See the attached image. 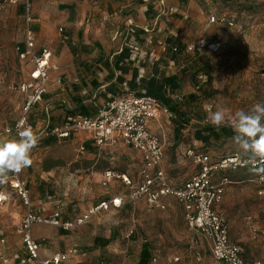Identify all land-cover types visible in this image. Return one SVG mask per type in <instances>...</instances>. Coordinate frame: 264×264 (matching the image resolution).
<instances>
[{
	"label": "rangeland",
	"instance_id": "rangeland-1",
	"mask_svg": "<svg viewBox=\"0 0 264 264\" xmlns=\"http://www.w3.org/2000/svg\"><path fill=\"white\" fill-rule=\"evenodd\" d=\"M24 1L19 0L18 4L12 5L0 0V79L5 80V85L0 84V122L4 124L15 122L21 113L23 96L12 91L11 86L25 81L30 68L29 64L20 61L16 51L17 45L24 40V11L21 14L18 10V7H23ZM73 1L32 0V10L35 15L37 10H61L62 4ZM198 2L205 11L201 18L185 19L179 12L177 15L166 14L160 18V27L156 30L149 27L153 33L150 43L157 44L153 50L158 56L166 55L167 51L161 50L155 37L168 43L165 37L172 36L175 43L185 47L174 56L168 52L165 61H172L170 68H167L169 74H178L182 78V90L171 96L178 102L186 118H176L170 111V115H164L152 123V131L162 139L164 167L174 184L182 183L195 169L193 161L184 153L189 147L209 153L213 160L242 153L232 139L212 138L208 143L196 139L197 131L210 124L207 119L210 111L224 109L227 117L231 118L238 110H248L257 102L264 103V0H219L218 5L212 0ZM212 6L213 9L210 8ZM222 13L233 16V27L211 22L212 15ZM168 29L177 35L169 34ZM190 46L193 50L188 49ZM138 52L141 57V50ZM165 64L160 65L164 68ZM191 94L197 95V98L192 99ZM120 146L119 153L106 154L98 164L107 163L108 168L117 174L128 175L136 184L141 179L142 154L125 144ZM57 153L66 162L75 160L79 154L78 145L57 144L47 152L49 155ZM71 172V166L67 163L62 169L60 182L64 202L68 205L91 202L92 198L87 197L85 189L81 191L84 176L79 173L71 176ZM223 176L224 173H219L214 179L220 181ZM127 191L126 187L119 185L112 187L110 192ZM80 193H83L81 197ZM17 204L20 206L22 202L19 200ZM129 204L125 209L98 213L86 225V232L110 236L114 234L113 228H116L117 239L114 243L121 249H134L133 253L136 248L151 242L153 246L155 244V254L160 256L162 264H169L174 258L180 259L178 264H211L210 252L198 234L186 225L183 212L175 204L163 212L150 210L141 202ZM12 205L9 211L0 208V224H5L4 214L13 220L17 218L12 211L19 209H12ZM231 205L238 209V214L232 217V224L238 236L244 235L246 257L264 264V200L258 197L253 184L238 178L226 186L220 208L225 216L223 210H231ZM62 209L69 218L83 212L78 205L74 206L73 211L64 206ZM247 218L249 223H255L253 228ZM132 228L135 234L128 238L127 234ZM84 243L92 244V240L84 239Z\"/></svg>",
	"mask_w": 264,
	"mask_h": 264
},
{
	"label": "crops",
	"instance_id": "crops-1",
	"mask_svg": "<svg viewBox=\"0 0 264 264\" xmlns=\"http://www.w3.org/2000/svg\"><path fill=\"white\" fill-rule=\"evenodd\" d=\"M198 1L202 2L203 0H74L71 4H62L61 10H37L36 15L32 10L34 18L32 28L37 50L43 47L49 48L52 51V65L58 68L50 71L47 93L30 115L29 122L35 133L40 134L45 126L52 128L62 123L70 115L94 116L97 114L98 108L112 98L129 94L138 95L140 92L146 94L141 85L142 79L148 80L155 77V74H158L157 76L170 75L167 68H170L172 61H165L167 56L159 54L156 59H153L151 55H148L154 52L153 49H156L157 44L150 43L149 37H153V33L151 30V33L147 34L146 30H149V27L156 30L161 16L166 14L177 15L179 12L185 19L189 17L201 18L205 11L204 6H200ZM212 1H215L217 5L219 3V0ZM206 7L209 8L208 5ZM226 15L235 22L233 16ZM217 24L224 25L219 22ZM171 33L173 34V31L169 30V34ZM167 37H165V41L168 39V43L162 41L164 48L161 50L165 51L168 45L169 52L172 47L170 44L172 36ZM157 39V37L154 38L156 43H160L161 41ZM140 50L141 57L138 55ZM170 53L172 52L170 51ZM163 56H165L161 60L163 62L158 61ZM23 63L30 66L28 78L25 81L31 82L30 71L34 66L32 63ZM161 63H166V66L162 68ZM60 78L61 82H59ZM11 90L21 94L24 100V95L21 92L13 90L12 87ZM15 122L11 124L0 122V139L9 138L7 134L3 133V128L15 124ZM15 137L14 134L11 136V138ZM62 143L78 145L79 154L75 160L70 159L69 162H66L60 153L47 154L54 146ZM120 145H124V143L119 142L114 147H97L93 140V134L89 131L74 133L67 139L56 136L40 137L38 144L31 152L32 165L18 173L27 183L32 209L47 216L59 210L62 212V218L69 220L84 214L104 200H110L124 193L110 192L112 187L126 186L117 178L110 179L108 185L105 186V173L109 170L117 173L108 168L105 162L98 164L99 159L106 154L109 156L119 153ZM82 146L85 147V150H81ZM67 163L71 166V176L77 173L84 176L81 182V191L85 189L87 197L91 196L92 198L91 202H75L71 205L64 202L60 182L62 169ZM194 166L192 174L199 169L197 165L194 164ZM13 176L14 173H9L6 183L0 184V194L14 192L10 187ZM186 180L180 184H174L170 179L174 185H182ZM82 194L80 193V197ZM19 200L22 202L20 206L17 204ZM137 202L147 206L144 200ZM164 202L166 209L155 210V212L166 211L175 204L180 212H183L185 219L184 208L176 198L166 197ZM222 203L216 207L220 212H222L220 209ZM11 205L12 209H19L12 211V215L17 218L13 220L4 214L3 223L5 224H0V231L3 232L7 242L0 243V249L9 255L22 254L24 252L23 244L16 229L27 208L17 194L1 204L0 208L9 211ZM77 205L83 212L72 218H69L62 209L64 206L73 211L75 210L74 206L77 207ZM128 205L131 204L126 202L122 208L111 207L110 210L125 209ZM230 209L223 210L230 226V240L243 248L244 235L238 236L232 224V217L234 218V215L238 214V209H235L234 205H231ZM165 216H167L166 213ZM247 222L253 228L255 223H249V218H247ZM6 224L11 226H5ZM186 225L188 226L187 222ZM86 228L88 226L85 225L73 231H66L50 225H37L34 228V235L42 245L44 256L55 252L70 253L74 248H79L80 253L72 255L66 264H100L103 261L110 264H138L142 250L146 245L149 246L152 256L156 255L155 244L153 246L151 242L143 244L141 248H136L134 253L132 252L134 249L119 248L114 243L117 239L116 228H113L112 236L86 232ZM84 239L92 240V244H85ZM105 239L111 240L104 244ZM205 248L209 251L206 245ZM160 264H162L161 261Z\"/></svg>",
	"mask_w": 264,
	"mask_h": 264
},
{
	"label": "built area",
	"instance_id": "built-area-1",
	"mask_svg": "<svg viewBox=\"0 0 264 264\" xmlns=\"http://www.w3.org/2000/svg\"><path fill=\"white\" fill-rule=\"evenodd\" d=\"M5 3L16 5L19 0H4ZM24 40L17 45L16 51L21 61L32 63L30 71L31 82H22L11 86L13 90L24 95L21 115L13 125L3 128L4 134L17 136V124L24 121L30 124V115L34 108L43 100L47 93L50 71L58 69L52 65V51L43 47L37 50L36 38L33 32L32 0L24 1ZM211 22L222 23L233 27L235 22L226 14L211 16ZM62 31V29H61ZM150 34V30H146ZM152 37L149 40L152 41ZM164 48V43H159ZM193 50V47H188ZM178 51V48H174ZM151 56L156 59L158 54ZM61 78L59 82H61ZM0 84L5 85V80L0 79ZM164 115H170V111L154 97L147 94H129L112 98L100 106L94 116L70 115L62 123L53 126H45L38 137L56 136L61 139L70 138L74 133L89 131L93 134V140L97 147H112L119 142L133 148L142 154L140 169L141 181L133 183L126 174H115L109 170L105 173L107 186L109 180L117 178L128 188L127 192L110 200H104L97 206L89 209L84 214L74 219H63L62 212L56 211L51 215H44L32 209L27 183L18 173H14L10 181V187L14 192L0 194V205L8 201L11 196L17 194L24 202L27 210L16 232L21 237L23 253L9 256L0 249V264H66L71 256L80 253L79 248L72 252H55L49 255L42 254V245L35 238L34 228L37 225H50L66 231H73L89 224L93 217L102 211L120 208L124 201L137 202L144 200L150 210H164L166 197H174L183 206L186 222L200 240L207 246L211 253V264H261L259 261L246 260L244 250L239 244L230 240V226L225 215L217 210V205L224 200L226 186L232 183L225 175L220 181L214 178L219 173L235 171L242 168H263L259 163L253 165L247 162V157L242 153H234L218 157L212 156L193 147L185 150V154L199 169L190 176L182 185L171 183L164 169V150L160 136L152 131V123L159 121ZM81 150H85L82 146ZM256 187L259 198L264 200V171L246 180ZM132 228L127 237L134 234ZM7 242L3 232L0 231V243ZM200 254L199 252H197ZM179 258H174L169 264H178ZM100 264H110L106 261ZM150 264H160L159 256L154 255Z\"/></svg>",
	"mask_w": 264,
	"mask_h": 264
},
{
	"label": "clouds",
	"instance_id": "clouds-1",
	"mask_svg": "<svg viewBox=\"0 0 264 264\" xmlns=\"http://www.w3.org/2000/svg\"><path fill=\"white\" fill-rule=\"evenodd\" d=\"M207 119L217 129L228 124L234 131L232 141L247 162L264 165V103L238 110L231 118L224 109L210 111ZM38 141V135L24 121L17 124L15 138L0 139V184L6 183L9 173H19L32 165L31 152Z\"/></svg>",
	"mask_w": 264,
	"mask_h": 264
},
{
	"label": "trees",
	"instance_id": "trees-1",
	"mask_svg": "<svg viewBox=\"0 0 264 264\" xmlns=\"http://www.w3.org/2000/svg\"><path fill=\"white\" fill-rule=\"evenodd\" d=\"M22 6L23 7H18V10L21 14H23V11H24V2ZM172 39L174 38L170 39V42H171L170 44L172 45V47L171 48L169 47L170 48L169 52L171 51L172 55L174 56L177 52H179L185 47L182 45H179L180 43L179 44L175 43ZM175 47L178 48V51H174ZM166 50L168 53V45H167ZM165 56L161 57L158 61H161ZM155 75H156L155 77H152L148 80L147 79L141 80V85L144 87L146 94L156 98L162 104V106H165L166 108H168L169 111H171V113L176 118L185 119L186 118L185 113L181 111L180 105L171 96L173 93L182 90V78L178 74H170V75L162 74L161 76H157L158 74H155ZM138 95H143V94L140 92L138 93ZM190 96L192 99L197 98V95L195 94H191ZM178 131H180V129ZM233 136H234V131L229 125H224L220 127L219 129H217L213 127L211 124H206L204 127H202L201 130L197 131L196 133V139L199 141L205 142V143H208L212 138L217 139V140H220L222 138L232 139ZM262 169H264V167L257 168V169L242 168V169L235 170V171H226L224 175L230 178V181L232 182L237 180L238 178L245 179L246 181L249 178H252L258 175L259 173H261L262 171H264ZM239 173H242V174L238 176ZM126 202L134 203L133 201H130V200L124 201V203ZM123 205L120 208H122ZM134 234H135V231H134ZM111 239H105L104 244H107ZM153 256L151 254V250L149 246L148 245L144 246L142 253H141V258L138 264H150L151 258ZM245 258L246 260H248L246 255H245ZM250 262H254V261H250Z\"/></svg>",
	"mask_w": 264,
	"mask_h": 264
},
{
	"label": "water",
	"instance_id": "water-1",
	"mask_svg": "<svg viewBox=\"0 0 264 264\" xmlns=\"http://www.w3.org/2000/svg\"><path fill=\"white\" fill-rule=\"evenodd\" d=\"M7 135H8V137H9V138H7V139H10L11 136H12L13 134H7ZM2 139H4V138H2Z\"/></svg>",
	"mask_w": 264,
	"mask_h": 264
}]
</instances>
